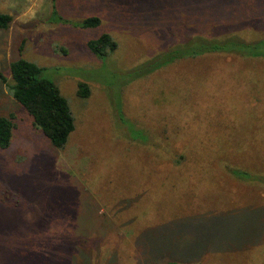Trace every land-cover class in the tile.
<instances>
[{
  "label": "rangeland",
  "instance_id": "1",
  "mask_svg": "<svg viewBox=\"0 0 264 264\" xmlns=\"http://www.w3.org/2000/svg\"><path fill=\"white\" fill-rule=\"evenodd\" d=\"M262 2L232 0L222 17L198 12L203 0H0L14 18L0 30V74L11 83L14 60L37 64L75 117L57 149L0 82V117L16 125L0 148V264L42 253L54 264H264V189L218 165L230 141L249 145L247 161L237 147L231 164L264 157L254 150L264 144V60L214 56L136 74L192 31L264 38ZM91 17L101 24L84 28ZM105 34L118 49L97 57L88 43Z\"/></svg>",
  "mask_w": 264,
  "mask_h": 264
},
{
  "label": "trees",
  "instance_id": "2",
  "mask_svg": "<svg viewBox=\"0 0 264 264\" xmlns=\"http://www.w3.org/2000/svg\"><path fill=\"white\" fill-rule=\"evenodd\" d=\"M204 3L200 5L198 12H218L224 13L231 11L229 9L230 2L232 0H203ZM252 6L253 1L249 0ZM264 4V2H262ZM55 7H53L54 10ZM264 10V8H259ZM218 16L217 18H219ZM227 18V17H225ZM223 19V18H222ZM14 22V18L9 14L0 13V30L6 31L11 28ZM228 22H222L223 26ZM101 24V20L98 17H91L86 19L82 26L86 29L95 28ZM88 48L97 57H107L113 54L118 49V44L110 35H103L96 41L88 43ZM245 57L247 59L264 60V38L251 42L247 36L242 32L230 31L226 29L224 32H209L207 29L204 32H189L187 36L181 40L180 43L175 44L169 51L165 52L161 56L155 58L149 63L143 65L136 71L139 78H143L157 70H160L166 66L175 64L182 61H190L203 59L208 57ZM11 71V83L8 79L0 74V82L3 83L9 95L19 103L33 118L34 126L41 129L43 134L48 138L51 144L60 150L66 148L70 135L75 131V117L72 113L71 106L68 100L61 94L60 89L53 82L43 78V68L37 64L30 62L27 59L19 58L14 60L10 65ZM260 92V91H259ZM78 95L82 99H86L91 95V88L86 83L79 84ZM16 128L15 117L13 115L9 117H0V148L8 149L11 146L13 139V131ZM247 132H243L246 139ZM142 130H136V139H141L144 142H149L147 136H144ZM251 136V134H249ZM247 141V139H246ZM224 144V143H223ZM220 145V148L223 146ZM223 154L226 156H232L234 149L238 152L236 155L239 159L244 157V161H247V157L241 155V152H249V145L245 147L244 144L227 142ZM158 146H162L163 143H158ZM260 147V148H259ZM254 149L264 153V144ZM163 148L170 159H174V163L178 166H182L185 161V157L180 156L181 159L176 158L174 151L170 149L169 144L160 147ZM255 148V147H254ZM258 149V150H257ZM263 150V151H262ZM226 151V152H225ZM160 155V154H159ZM229 157V158H230ZM249 162L247 166L240 167L239 165L231 164L229 158L220 162L218 165L223 171L229 174V178L242 181L249 185H254L257 191L264 189V157L262 156H249ZM232 159H236L232 157ZM238 160V159H237ZM238 162H240L238 160ZM50 246H46V248ZM45 248V251H46ZM43 249V252H45ZM41 255H44L43 253ZM36 257L34 264H54V260L48 256ZM31 259V258H30ZM25 264H32L26 262ZM166 264H181L176 261H170ZM200 264V263H191Z\"/></svg>",
  "mask_w": 264,
  "mask_h": 264
}]
</instances>
